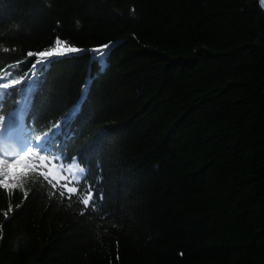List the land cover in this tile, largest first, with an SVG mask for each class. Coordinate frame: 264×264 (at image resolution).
<instances>
[{
    "label": "trees",
    "instance_id": "1",
    "mask_svg": "<svg viewBox=\"0 0 264 264\" xmlns=\"http://www.w3.org/2000/svg\"><path fill=\"white\" fill-rule=\"evenodd\" d=\"M56 37L108 44L107 66L88 51L37 65L25 105L26 54ZM0 77L21 80L0 87V133L20 119L38 151L58 125L47 154L87 173L71 198L47 168L0 186V264H264L260 0H0Z\"/></svg>",
    "mask_w": 264,
    "mask_h": 264
},
{
    "label": "snow or ice",
    "instance_id": "2",
    "mask_svg": "<svg viewBox=\"0 0 264 264\" xmlns=\"http://www.w3.org/2000/svg\"><path fill=\"white\" fill-rule=\"evenodd\" d=\"M260 4L261 6H264V0H260ZM108 48L109 45L105 44L99 47L84 50L71 46L66 40L56 37L54 40V45L48 49L38 53L31 51L28 52L26 54L27 57L35 56L36 59L32 61L31 69L28 72L23 73L25 78L28 80V83L25 85V87L20 90L23 94L25 105L30 104L32 95L36 90V82L39 80V77L36 75L37 65H40L39 71L43 73L50 67L52 63L56 62L55 58L88 51L95 54L93 56V60L99 66L100 72H103L107 66L106 61L109 55L105 49ZM19 83H21V80H17L15 77H12L10 80H8L7 77H0V87L2 88H8L10 85ZM87 92L88 84H85L82 88L81 100L77 102L73 106L72 110L63 117V121L66 126L68 121H70L80 112L81 105L87 96ZM21 126H23L22 120L17 119L16 124L10 123L7 127V131L5 133H0V186L9 190V192H11L13 188H19L21 191H24V178L29 172H36L39 168H47V172L41 171L39 172V175L42 176L45 181H47L52 189H56L59 185V187L62 189L60 191L61 196L65 195L66 190L68 198H71V195L77 192V188L75 186L69 185L79 184L81 179L85 180V185L87 186V173L85 172V168L80 167L75 158H73L71 163L65 167L62 163L58 164L54 162L60 161L62 159L61 155H57L55 152L47 154L49 153V150L52 149L57 143V137L61 136V131L59 130L58 125L51 133L45 135L42 142L35 144V147L39 149L38 151H34L33 146L29 143L31 136L24 140L19 138L18 128ZM36 139L39 140V137H36ZM14 140L19 143V148L22 150L23 154L15 156L13 159H5V153L9 152L10 149H14L15 147L12 144V141ZM41 152L46 154L42 155ZM37 161H39L38 164L36 163ZM46 161L47 163H45ZM49 165H51V167H49ZM21 166L26 169V172L13 176L11 169L13 167ZM10 180L11 183H9ZM60 180H65L66 183L60 185ZM24 197L25 199L27 198L26 191L24 192ZM90 199L91 191L89 189V194L83 197L81 202L84 206H88ZM99 199H103L102 194L100 195ZM94 210L95 209L93 208V211ZM9 211H11V208H9ZM4 215L7 217V212L4 213ZM0 238H2V236H0Z\"/></svg>",
    "mask_w": 264,
    "mask_h": 264
},
{
    "label": "rangeland",
    "instance_id": "3",
    "mask_svg": "<svg viewBox=\"0 0 264 264\" xmlns=\"http://www.w3.org/2000/svg\"><path fill=\"white\" fill-rule=\"evenodd\" d=\"M55 162V161H54ZM69 165V164H68ZM68 165H64L65 167H67ZM49 167H51V165H49ZM70 178V177H69ZM82 180V179H81ZM55 182V181H54ZM64 183H66V181L65 180H60L59 181V184H64ZM69 186H74V185H69ZM75 194V193H74Z\"/></svg>",
    "mask_w": 264,
    "mask_h": 264
},
{
    "label": "bare ground",
    "instance_id": "4",
    "mask_svg": "<svg viewBox=\"0 0 264 264\" xmlns=\"http://www.w3.org/2000/svg\"><path fill=\"white\" fill-rule=\"evenodd\" d=\"M86 172V171H85Z\"/></svg>",
    "mask_w": 264,
    "mask_h": 264
}]
</instances>
